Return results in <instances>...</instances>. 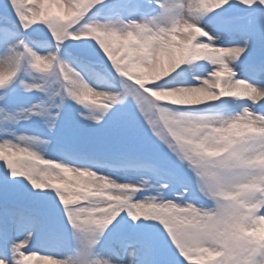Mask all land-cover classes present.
<instances>
[{
	"label": "snow or ice",
	"instance_id": "snow-or-ice-1",
	"mask_svg": "<svg viewBox=\"0 0 264 264\" xmlns=\"http://www.w3.org/2000/svg\"><path fill=\"white\" fill-rule=\"evenodd\" d=\"M242 3L264 13V0ZM226 4L228 0H5L0 11V111L46 118L55 135L64 100L71 99L86 109H76L83 122L97 129L111 125L102 142L147 136L162 146V158L149 157L138 167L167 179L159 184H150L149 178L120 182L84 163L77 166L75 161H88L92 153L76 147L80 132L71 126L57 140L64 159H46L30 144L0 140V160L10 169L0 184V264H165L153 239L135 230L143 227L142 218L166 230L173 264H264V32L259 51L253 52V37L236 39L239 29L226 18L210 21L214 33L207 31L202 18ZM65 41L78 45L65 50ZM38 42L50 50H34L31 45ZM238 60L247 78L237 76ZM25 62L43 83L20 80L23 89L47 93L50 82L58 83L48 99L59 95L60 103L42 100L16 107L9 86ZM127 97L134 98L135 106ZM227 98H250L251 103L237 111ZM202 104L215 111L171 107ZM53 106L58 110L49 111ZM137 106L146 129L136 119ZM112 155L128 162L125 150ZM17 177L27 178L33 189L55 190L76 241L74 254L59 256L34 247L57 233L44 208L25 202L12 187L24 183ZM147 187H155L158 196L134 198ZM122 221L127 228L119 227ZM108 232L114 233L113 244H124L127 259L119 253L115 260L94 254Z\"/></svg>",
	"mask_w": 264,
	"mask_h": 264
},
{
	"label": "rangeland",
	"instance_id": "rangeland-1",
	"mask_svg": "<svg viewBox=\"0 0 264 264\" xmlns=\"http://www.w3.org/2000/svg\"><path fill=\"white\" fill-rule=\"evenodd\" d=\"M176 2L182 3L183 0H176ZM5 0H0V11L4 10ZM99 7V5H97ZM250 6L244 5L242 0H228V4L222 6L220 9H216L213 12L207 13L202 18V25L205 26L206 30L214 33V25L212 20L228 19L230 22L235 24L239 29L236 34V39H243L246 36L251 35L254 41L253 52L259 51V45L262 38V32H264V13L257 11H250ZM94 8L88 15L92 16L95 13ZM44 33L50 36V32L43 26L40 25ZM54 45L55 41H51ZM78 42L76 41H65V50H72L77 47ZM34 50L38 52H47L50 49L46 47H41L39 42L31 45ZM51 50H54L51 49ZM67 58V57H66ZM205 66V68L210 71L213 67L207 61L197 62ZM234 67L238 77L247 78L243 70V66L240 65V61L234 63ZM77 68V71H80ZM84 74V73H82ZM89 77L85 75V79ZM20 80H24L29 83H43L40 78V74L31 70L27 66V62L18 72V76L15 81L9 86V95L14 98L17 102L16 107H28L31 104L39 103L40 101H46L49 105H55L61 102V97L59 95L48 99L51 91L58 88L59 84L50 82L48 85L49 92H42L38 90H32L27 92L20 85ZM91 82V81H90ZM3 90H0L2 92ZM232 101L231 107L239 111L244 104H250V98H227ZM127 102L135 106V100L132 97L126 98ZM101 102L102 101H98ZM219 103V102H210ZM74 105V107H73ZM172 108H180L181 110H188L194 113L204 111H215V109L210 107V104H202L195 106H176L171 105ZM76 109L81 111H86L80 105L75 104L71 99H65L61 111L64 113L60 121V129L55 135L47 127L44 122L46 118L37 116H28L27 113L17 115V113L12 111H0V140L7 138L14 142H19L22 144H30L35 150L40 151L46 159H64V152L61 150L58 139H63L67 132L69 126L74 127L79 130L80 137L76 141V147L81 148L92 153L91 159L88 161L81 162L79 160L75 161L77 166L81 163L87 166L93 167L98 173H102L106 176H111L112 178L120 182H137L142 178H149L150 184H159L161 180L167 179L166 176L156 177L152 175L146 169L138 167V165L146 163L147 158H162L164 152L162 146H156L154 141L147 136H142L132 142L126 143H112V142H102L101 137L104 132L107 131L111 125H107L103 129L94 128V126L83 122L77 116ZM54 106L49 108V111L55 112ZM136 119L139 125H143L146 129L147 125L144 121L143 115L139 112L138 106L135 108ZM15 117V118H14ZM25 135L28 137H37L38 139L34 142L29 141H19V136ZM43 141H48V143H43ZM118 150H125L129 153L128 162L115 158L112 153ZM67 162V161H65ZM5 172L10 173V169H7L6 162L0 160V184H4L3 174ZM23 180V184L17 183L12 187L23 194L25 202H37L45 210L48 220L54 226L56 230V236L47 240L46 244H41L36 242L34 247L44 253L55 254L59 256L72 255L75 252L76 241L72 235V229L68 225L63 212L62 202L59 201L57 194L54 189H44L36 190L33 189L31 183L27 178L17 177V180ZM176 191H180V187L176 186ZM50 193V194H49ZM194 194V190H190L189 196ZM158 196L155 187H147L135 193V199H141L144 196ZM171 193H169V198H171ZM211 202L206 201L207 206H211ZM145 220L143 227L135 229L141 233L148 234L156 246L160 250L161 256L165 264H173L175 255L171 251L170 244L171 241L166 239V230L157 228L154 225L159 222L151 220V218H142ZM121 228H127L128 224L125 221L121 222L119 226ZM113 232L106 233L101 242L95 248V255L99 257L108 258L115 260L117 259L116 253L121 256L123 254H128L123 243L113 244ZM37 264H41L37 262Z\"/></svg>",
	"mask_w": 264,
	"mask_h": 264
},
{
	"label": "bare ground",
	"instance_id": "bare-ground-1",
	"mask_svg": "<svg viewBox=\"0 0 264 264\" xmlns=\"http://www.w3.org/2000/svg\"><path fill=\"white\" fill-rule=\"evenodd\" d=\"M37 250H38V249H37ZM122 256H123V258H125V259H127V258H128V254H123ZM39 263L43 264V262H42V261H39Z\"/></svg>",
	"mask_w": 264,
	"mask_h": 264
},
{
	"label": "clouds",
	"instance_id": "clouds-1",
	"mask_svg": "<svg viewBox=\"0 0 264 264\" xmlns=\"http://www.w3.org/2000/svg\"><path fill=\"white\" fill-rule=\"evenodd\" d=\"M261 231H264V227H262Z\"/></svg>",
	"mask_w": 264,
	"mask_h": 264
}]
</instances>
